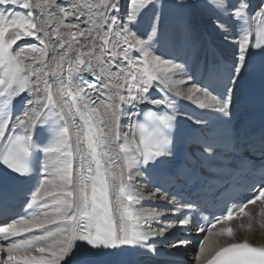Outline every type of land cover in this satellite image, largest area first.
<instances>
[{
	"label": "snow or ice",
	"instance_id": "obj_1",
	"mask_svg": "<svg viewBox=\"0 0 264 264\" xmlns=\"http://www.w3.org/2000/svg\"><path fill=\"white\" fill-rule=\"evenodd\" d=\"M203 6L233 43L231 64L196 66L162 51L161 0H0V169L28 185L20 210L0 222V264H91L90 256L128 249L156 254L176 228L205 234L194 264H264V245L214 249L211 239L233 237V228L217 225L251 219L248 206L264 204V162L252 159L264 161V134L222 141L217 121L188 116L179 103L231 121L238 82L249 74L264 81V62L253 60L264 56V0ZM182 122L195 133L201 162L236 155L237 171L260 180L251 198L211 221L193 201L161 186L145 197L135 184L170 161ZM145 200L167 207H144ZM168 215L176 219L165 223ZM191 242L169 241L177 249Z\"/></svg>",
	"mask_w": 264,
	"mask_h": 264
},
{
	"label": "bare ground",
	"instance_id": "obj_2",
	"mask_svg": "<svg viewBox=\"0 0 264 264\" xmlns=\"http://www.w3.org/2000/svg\"><path fill=\"white\" fill-rule=\"evenodd\" d=\"M161 3L163 5L162 29L164 33V39L161 42L162 51L168 55H173L174 52L178 53L184 50L187 54L196 55V51H205V48L203 49L205 38L209 37L228 57L233 59V43L230 39H225L224 35L214 27L212 13L203 6L204 0H161ZM181 3L188 5V7H180ZM150 22L151 14L145 17L143 27L147 28ZM186 31L190 34L187 40L185 39ZM240 85L241 82L238 84V90L235 93L236 100L239 96ZM261 209L258 206L247 208L246 211L251 214V219L249 217H242L226 224H218L217 230L220 227L233 228L234 236L211 238L213 240V248L216 249L221 246H227L230 243L242 242L246 240L244 239L246 235L252 238L251 241H248L249 243L256 246L264 245V228L260 226L264 222V217L260 215ZM250 223L252 225L251 228L248 227ZM197 254L198 250L195 256ZM206 255L208 258L211 257V253H207ZM192 260L194 262V258Z\"/></svg>",
	"mask_w": 264,
	"mask_h": 264
},
{
	"label": "rangeland",
	"instance_id": "obj_3",
	"mask_svg": "<svg viewBox=\"0 0 264 264\" xmlns=\"http://www.w3.org/2000/svg\"><path fill=\"white\" fill-rule=\"evenodd\" d=\"M244 239H246L247 241H251L252 240V238L250 236H248V235H246V237H244ZM248 239H250V240H248Z\"/></svg>",
	"mask_w": 264,
	"mask_h": 264
}]
</instances>
